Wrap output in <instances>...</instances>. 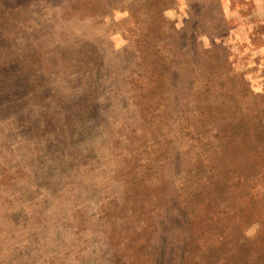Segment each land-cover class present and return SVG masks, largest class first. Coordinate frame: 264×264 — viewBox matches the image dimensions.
<instances>
[{
  "label": "rangeland",
  "instance_id": "rangeland-1",
  "mask_svg": "<svg viewBox=\"0 0 264 264\" xmlns=\"http://www.w3.org/2000/svg\"><path fill=\"white\" fill-rule=\"evenodd\" d=\"M0 264H264V0H0Z\"/></svg>",
  "mask_w": 264,
  "mask_h": 264
}]
</instances>
